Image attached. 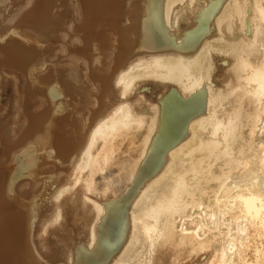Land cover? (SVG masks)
Returning a JSON list of instances; mask_svg holds the SVG:
<instances>
[{
  "label": "bare ground",
  "instance_id": "1",
  "mask_svg": "<svg viewBox=\"0 0 264 264\" xmlns=\"http://www.w3.org/2000/svg\"><path fill=\"white\" fill-rule=\"evenodd\" d=\"M82 1L75 32L84 45L68 47L87 52L85 57L93 60L84 65L88 81L76 85L74 74L69 80L52 67L45 77L30 76L35 80L29 84L36 88L30 91L40 90L51 102L47 108L42 98L45 113L43 109L37 113L42 115L28 118L33 128L26 127L31 135L43 127V143L38 146L35 138L25 137L26 129L23 138L37 148L34 157L41 154L49 167L32 168L37 173L28 189H17L12 180L3 183L0 264H66L51 243L45 245L48 252L41 251L36 235L43 240L38 233L59 220L62 206L66 212L77 210L76 201L81 208L77 216L85 220L91 215V223L88 247L80 246L73 264H264V0H210L206 6L201 4L205 0L199 1L202 6L190 0L195 20L182 31L175 28L172 36L166 31L175 21L174 6L186 0ZM53 3L41 2L24 24L5 36L11 40L6 45L13 46L12 58L25 72L39 67L42 45L60 22L59 16H51ZM236 28L242 29L239 37ZM111 36L119 45L108 53ZM218 52L231 56L232 72L229 81L224 75L228 82L222 90H215L211 79V58ZM101 56L107 59L102 60L105 66ZM147 77L177 88L169 89L157 106L146 104L150 116L133 109L128 100ZM25 141L7 150L26 168L32 155H24L31 149ZM73 187L77 191L69 198L75 200L74 209L67 196L62 200ZM46 209L50 220L43 227Z\"/></svg>",
  "mask_w": 264,
  "mask_h": 264
},
{
  "label": "rangeland",
  "instance_id": "2",
  "mask_svg": "<svg viewBox=\"0 0 264 264\" xmlns=\"http://www.w3.org/2000/svg\"><path fill=\"white\" fill-rule=\"evenodd\" d=\"M2 1V0H1ZM46 2L47 0H14L13 2H15L14 4H13V2H12V0H4V1H2V3H0V21H1V19H2V22H6V24H8L7 22H9V21H11V20H9V18L10 19H12L13 20V18H14V22H12V23H10L9 22V24L8 25H5V22L4 23H2V24H4L3 26H0V35H1V33H3V35L4 36H0V203L2 204L3 202H1L2 201V198H1V193H2V189H3V185L4 184H8V182H10L11 180V184L14 186V187H16L17 189L19 188V189H21V190H23V188L24 189H28L29 187V185L30 184H33V182H34V180H33V178H35L36 176H33V175H35V173H37V172H33V171H31L32 170V168L34 169V167L36 168V170L37 169H39V170H44V171H46V169H48V167H49V163L47 164V162H44V159L43 160H41V158H42V156H41V154L40 153H38V155H39V158L38 159H36L37 157H36V154H37V152H36V150L35 149H37L36 147H32L31 145H32V143L30 144L29 142H28V140L27 139H25V140H27V141H25L24 140V138L26 137V136H29V137H31L32 135L34 136V137H31V138H29V137H27L28 139H33V138H35V140H37L38 142H37V145L38 144H42L43 143V139H44V137L41 139L40 138V132H42V130H43V127H40V128H42V130L41 129H39V130H41V131H39L38 129L37 130H33L32 131V135L31 134H29L28 133V130H27V126H28V124H30V123H28V122H31V121H33V119L31 120H29L28 121V118H36L34 115L36 114L37 115V113H39V112H41L42 113V110L44 109V113H45V111H46V109L48 108V105H50V102H48L49 101V99H48V97H45V95L44 94H42L41 93V91L40 90H38V91H40L39 93H38V91L37 90H35V91H30V89H32V90H34V89H36L34 86V84H29V82L30 83H33L34 82V80L36 79V78H41L40 76H42V77H45L46 76V74H49L50 72H52V68H54V72H55V69H56V72L58 71V72H60V74H61V71H63V74L64 75H69V74H74L73 76H74V78H71L72 79V83H75L76 85H79L80 84V81H82V80H85V79H87V78H85V73L87 72V68H85V67H88V65L86 66V61H88L89 60V55L87 56V58L85 57V54H88L87 52L84 54V53H82L81 51H77V50H75V49H72V50H70L69 49V47L68 46H70L71 44H73V45H77V43H78V45H80L81 44V42H82V40H81V36L79 35V34H77L76 32H75V25L79 22V20H78V16H80V18H81V12L83 11V1L82 0H54V3H53V12H52V14H51V16L52 17H55V16H59L60 17V22H59V24H58V26H57V28H56V30H53V31H55V33L54 34H52L51 33V38L53 39V37H54V39L52 40L51 38H50V40H47V42H45V43H43V47H42V55H44V58L42 57V60H41V62H40V64H39V67H37V69H36V66H38V65H36L35 67H34V69H31V71L30 72H25L26 70L22 67V66H20L18 63H16L15 61H14V59L12 58V54H11V49H12V45H10V44H7L6 45V42H10L11 40H8V38L7 37H5L7 34H10L13 30H15V29H17L18 28V26H21L22 24H24L23 22L27 19V16L35 9V8H38V7H40L39 5L41 4V2ZM164 1V0H163ZM188 1H190V0H186L185 2H183V1H181L180 3L181 4H178V5H175L174 6V11H176V14L174 13V15L172 14V17L171 18H174V16H175V18H174V22H173V19H171V23H170V26H172V27H170L169 26V28H167V33H169L168 34V36L170 35V36H172V33H173V35H174V33L176 32V30H174L175 28L177 29V31H182L187 25H188V23H189V21H190V23L191 22H193L195 19V16L196 15H193L192 13H194L195 14V12H194V9H193V6H191V7H189L190 6V4H189V2ZM199 1H202V0H194V3H198V5H205V3L206 2H208V1H210V0H205V2H204V4H203V2L201 3V4H199L200 2ZM76 2V3H75ZM36 3H38L37 5H36ZM75 3V4H74ZM77 4H78V7H77ZM189 4V5H188ZM74 5V6H73ZM76 5V6H75ZM194 5V4H193ZM201 5V6H202ZM206 5H207V3H206ZM205 5V6H206ZM18 6H20V7H18ZM23 6V7H22ZM73 6V7H72ZM75 7H76V9H75ZM183 7V8H182ZM184 7H185V10H183L184 9ZM26 8V9H25ZM182 8V9H181ZM190 8H192L193 10H190ZM73 9H75V11L73 10ZM80 11H79V10ZM179 9H180V11H179ZM196 9H197V7H196ZM195 9V10H196ZM17 10V11H16ZM178 10V11H177ZM16 11V12H15ZM18 11H20L19 13H18ZM192 13H191V12ZM15 12V13H14ZM76 12V13H75ZM13 13V14H12ZM78 13H80V15L78 14ZM180 13V14H179ZM197 13V12H196ZM15 14V15H14ZM76 14H78V16L76 15ZM192 14V15H191ZM12 15V16H11ZM67 15V16H66ZM70 15V16H69ZM74 15H76L77 16V19H75V18H73V16ZM190 15L192 16V18L190 17ZM185 16V17H184ZM187 16V17H186ZM17 17V18H16ZM177 17V18H176ZM188 17H189V19L190 20H188ZM66 18V19H65ZM185 18V19H184ZM55 19H56V17H55ZM183 19V20H182ZM187 20V21H186ZM22 22V23H21ZM69 22H71V23H73V26L69 23ZM185 22V23H184ZM187 22V23H186ZM0 23V25H2ZM76 23V24H75ZM173 23L175 24V25H173ZM196 23V22H195ZM71 25V27L72 28H70V27H67V26H69V25ZM234 25L235 26H237V22L236 23H234ZM179 26H180V29H179ZM107 27V26H106ZM224 28V27H223ZM238 28H239V26H238ZM238 28H236V30H235V37H239V35H240V33L242 32V29L241 30H238ZM69 29H72L71 31L69 30ZM74 29V30H73ZM69 30V31H68ZM248 30V29H247ZM169 31V32H168ZM63 33V34H62ZM62 35H67L65 38L64 37H62ZM225 35V38L226 39H228V37L226 36V34H224ZM74 37V38H73ZM61 38H63V39H61ZM73 38V39H72ZM65 39V40H64ZM71 39H72V41H71ZM63 40V41H62ZM75 40V41H74ZM77 40V41H76ZM62 41V42H61ZM79 41V42H78ZM114 41V42H113ZM117 41V42H116ZM119 39L118 38H114L113 36H111V40H110V48H108V50L107 51H109L108 53H110V51H111V49H113V47L115 48L116 46H118L119 45ZM118 43V44H117ZM3 45V46H2ZM18 45V47L19 46H21L22 47V45L20 44V43H18L17 44ZM84 45V43L82 42V44H81V46H83ZM50 49V50H49ZM52 50V51H51ZM45 52H47V53H49V55L48 54H46ZM46 54V55H45ZM213 54V53H212ZM224 54V55H223ZM228 54V55H227ZM219 53L218 52V54L217 53H214L213 55H212V62H213V69L211 70V79H212V85H213V88L215 89V90H222L223 88H224V83H225V85H226V83L229 81L228 79L230 78V77H228L227 78V76H229L230 74H231V72H232V69L231 68H229L231 65V56H229V53ZM81 55H83L85 58H82V56ZM226 55H227V57H226ZM73 56V57H72ZM75 57V58H74ZM77 57V58H76ZM68 58V59H67ZM71 58V59H70ZM73 58V59H72ZM100 58V57H99ZM98 58V59H99ZM43 59H44V62H43ZM75 59H77V60H75ZM82 59H85V60H83L82 61ZM88 59V60H87ZM90 59H92V58H90ZM95 60V61H97L100 65H101V62L100 61H102L103 59H106V58H103L102 59V56H101V59H100V61L99 60ZM47 62H46V61ZM70 60V61H69ZM107 60V59H106ZM106 60L104 61V63L106 62ZM226 60V61H225ZM81 61V62H80ZM84 61H85V63H84ZM89 61H93V60H89ZM103 61H102V64L105 66V64L103 63ZM43 62V63H42ZM73 62V63H72ZM228 62V63H227ZM42 63V64H41ZM48 63V64H47ZM50 63V64H49ZM84 63V64H83ZM98 63H96V66H100V65H97ZM87 64H88V62H87ZM89 64H90V62H89ZM41 65V66H40ZM70 65V66H69ZM75 67H74V66ZM84 65H85V67H84ZM103 65H101L100 67H104ZM225 65V66H224ZM44 66V67H43ZM48 66V67H47ZM63 66H65V67H63ZM69 66V67H68ZM79 66V67H78ZM228 66V67H227ZM52 67V68H51ZM66 67H67V69H66ZM78 67V68H77ZM99 67V68H100ZM50 68V69H49ZM61 68H62V70H61ZM102 68H100V69H102ZM227 68H229V69H227ZM64 69H65V72H64ZM227 69V70H226ZM48 70V71H47ZM50 70V71H49ZM60 70V71H59ZM67 70V71H66ZM77 70V72L75 73V71ZM80 72H79V71ZM46 71H47V73H46ZM86 71V72H85ZM49 72V73H48ZM70 72V73H69ZM84 74H83V73ZM100 72H101V70H100ZM80 73V75H78ZM45 74V75H44ZM223 76H222V75ZM72 75L70 76V77H72ZM83 75V76H82ZM224 75H226L225 76V79H227L228 81H226L225 79H224ZM30 76L31 77H34V78H30ZM66 76V77H67ZM79 76V77H78ZM81 76V77H80ZM70 77L68 76V79L70 80ZM84 77V78H83ZM214 77H215V79H214ZM77 78V79H76ZM80 78V79H79ZM82 78V79H81ZM150 78V79H149ZM147 77V80L146 79H143V80H145V81H141V83H140V85H139V87L137 86L135 89H136V92L135 91H133L129 96H128V100H129V102L131 103V102H133V105H132V107H133V109H136V110H138L141 114H144V115H151L152 114V110H150V108H148V105L150 104V105H154V106H157L158 104H159V101H160V98L161 97H163L164 96V94H166V93H168L169 92V89L170 90H175V88H174V86L175 85H173L172 83H170V82H168V81H162L161 79H158L159 81H157L156 79L154 80V77ZM218 78V79H217ZM73 79H76V80H78V82H76V80H73ZM152 79V80H151ZM221 79H223L222 81H221ZM31 80H33V81H31ZM151 80V81H150ZM160 80H161V83H160ZM224 80H225V82H224ZM27 81H28V84H29V86L30 87H34V88H29L28 87V84H27ZM86 81V80H85ZM87 81H88V79H87ZM96 80H94L93 79V82L94 83H96L95 82ZM221 81V82H220ZM90 82V81H89ZM92 83V82H91ZM90 83V84H91ZM223 85H222V84ZM89 84V85H90ZM93 84V83H92ZM91 84V85H92ZM162 84V85H161ZM166 84V85H165ZM168 84V85H167ZM32 85V86H31ZM34 85V86H33ZM40 86V85H39ZM221 86H223V87H221ZM27 87V88H26ZM163 87H165V88H163ZM29 88V91L30 92H32V94L30 95V93H29V91H27V89ZM93 90H96V86L94 87V84H93ZM220 88V89H219ZM164 89V90H163ZM166 89H167V91H166ZM24 90V91H23ZM162 90V91H161ZM176 90H177V88H176ZM24 93H25V95H24ZM140 94V97H141V99L142 100H140V101H137L136 102V99H138V98H140L138 95ZM28 97H27V96ZM34 95V96H33ZM44 95V96H43ZM138 97H137V96ZM160 96V97H159ZM142 97H144V99L142 98ZM157 97H159V98H157ZM30 98V99H29ZM38 98V99H37ZM45 98H47L46 100H48V101H46L45 99V101H46V103H45V101L43 100V99ZM136 98V99H135ZM156 98V99H155ZM61 98H59L58 99V101L60 100ZM157 99H158V101H157ZM26 100V101H25ZM55 100H57V99H55ZM62 101H60L61 103L63 102V99H61ZM134 100V101H133ZM144 100V101H143ZM147 100V101H146ZM43 103H42V102ZM149 101V102H148ZM40 102V103H39ZM47 102H48V105H47ZM140 103V104H137V105H139V107L137 108V105H135L134 103ZM155 102V103H154ZM42 103V104H41ZM44 103H45V106L47 105V108L45 109V106H44ZM61 103H59V104H61ZM149 103V104H148ZM153 103V104H152ZM158 103V104H157ZM63 104V103H62ZM132 104V103H131ZM146 104H148V105H146ZM156 104V105H155ZM44 106V107H42V106ZM38 106V107H37ZM62 106H64L65 107V105H61L60 106V108L62 109ZM67 106V105H66ZM82 106H84V105H82V103L80 104V107H82ZM63 107V108H64ZM147 107V108H146ZM152 107V106H151ZM66 108V107H65ZM146 109V110H145ZM150 110V111H149ZM63 111H64V109H63ZM151 114H150V113ZM64 112H62V114H63ZM61 114V115H62ZM31 115H32V117H31ZM39 115H42V114H39ZM39 115H37V116H39ZM34 116V117H33ZM63 116V115H62ZM26 122V123H25ZM69 122V121H68ZM67 122V123H68ZM70 123L71 122H69V124H66V125H70ZM32 124V123H31ZM30 124V126L32 127V125ZM72 124V123H71ZM71 126V125H70ZM29 127V126H28ZM33 128V127H32ZM24 129H26L27 130V132H26V130L24 131ZM29 129V128H28ZM64 129H66V127L64 128ZM30 131L32 130V129H29ZM74 130V126L72 125V130H71V128H69V131H73ZM39 131V132H38ZM69 131H68V127H67V131H66V133L68 132L69 133ZM23 132H26V133H28V135L26 134V133H24L25 134V137H24V135H23ZM43 132H44V130H43ZM71 133V132H70ZM44 134V133H43ZM22 136V137H21ZM42 136V135H41ZM24 137V138H23ZM20 139H22L23 140V142L25 141L26 143L28 142L29 144H27V146L29 145V146H31V149H29V150H27V152L24 150V152H25V154L24 153H22L21 155H26V154H29V152H31L30 154L32 155L31 156V158H30V160H29V157H28V159H27V161H26V165H29L28 167H20L19 165L22 163V162H18V161H20V158L19 159H17V157H15L14 159L13 158H10V156H9V150H7V149H10L11 147H13V145L14 146H17V144L19 143L18 141H22V140H20ZM43 140V141H42ZM16 142H18L17 144H16ZM25 144V143H24ZM8 145V146H7ZM34 146H36L35 144H34ZM39 146V145H38ZM24 147H25V145H24ZM30 148V147H29ZM39 148H41V147H39ZM131 148V147H130ZM25 149H27L26 147H25ZM33 150V151H32ZM34 150H35V152H34ZM38 151V150H37ZM20 151H18V153H19ZM22 152V151H21ZM16 154L17 153H15L14 155L16 156ZM20 154V153H19ZM23 155V156H24ZM34 155H35V157H34ZM37 155V156H38ZM28 156V155H27ZM20 157V156H19ZM25 158V157H24ZM18 161H17V160ZM38 160H40V163L41 164H43V163H45L46 164V167H44L43 165H41L40 163H39V161ZM34 161V162H33ZM36 161L38 162V163H36ZM18 163H20V164H18ZM36 164H37V167H36ZM44 164V165H45ZM16 165H18V167L19 168H21V169H19ZM16 166V167H15ZM31 166V167H30ZM40 167V168H39ZM51 167V166H50ZM7 168V169H6ZM18 168V170H16V169ZM23 168V169H22ZM53 168V167H52ZM14 169V170H13ZM29 169V170H28ZM16 170V171H15ZM21 171V172H20ZM30 173H32V174H30ZM9 175V177H8V175ZM13 174H15V177H16V179H15V177H14V175ZM18 174V175H17ZM29 174V175H28ZM7 175V176H6ZM45 175V174H44ZM19 176V177H18ZM33 177V178H32ZM4 179H6V182L4 181ZM14 179V180H13ZM33 182H32V181ZM28 181H30L29 183L30 184H28ZM39 181H37V183H38ZM4 183V184H3ZM36 183V182H35ZM80 184V183H79ZM79 184H77L76 186H75V188L77 189V190H80L79 188H81V186H79ZM22 186H24V187H22ZM36 186V185H35ZM22 187V188H21ZM74 187H73V189H74V191L73 192H71L70 190L69 191H67L66 193H67V195H66V193L64 194V197L65 196H67L68 197V201H67V203H69V205H71L72 206V208H73V205H75V200H73L72 198H69L70 196V193H71V195H72V193H74L75 191H77L76 189H75ZM72 189V190H73ZM19 191V190H18ZM69 192V193H68ZM49 196V195H48ZM63 197V198H64ZM47 199H49V197H46ZM67 198L65 197L64 199H62L63 201L64 200H66ZM85 201V200H84ZM78 201H76V205L78 204L79 205V203H77ZM88 202V201H87ZM90 202V201H89ZM88 202V204H89V206L91 205V203H89ZM1 204H0V216H2V217H0V220H4V215H3V209L4 208H2L1 207ZM4 204V203H3ZM77 205V210H72V211H67L66 212V210H64L63 209V206H62V211H61V213H60V216H59V220L57 219L56 220V223L55 222H53V224H49L48 222H49V220H50V215H49V217H47L48 216V214H50V213H48V210H47V212L44 210V214H45V212H46V215H44L43 214V219L42 220H44V222H41V224H42V226H43V224H44V226L48 223L49 224V226L48 227H46V229L44 228V230H43V232L42 231H40L38 234L39 235H41V234H44V236H43V240H42V236H40L39 238H38V235H36L37 236V240H38V242H39V249L40 248H44L43 250H41V251H43V252H45V251H47L48 252V246H47V248H45V245L48 243H51V245H50V249H53L52 247H54V248H57V250L59 251V250H61V251H59L57 254L59 255V256H61V258L63 259L64 258V260H65V262H66V264H73V262H74V258H75V253H78V251H81V250H83V249H85V248H87L88 247V244H87V242L88 241H86V239H88V237L87 236H89V227L90 226H88V225H90V223H87V222H89V221H91V215L89 216V215H87V217H86V219L85 220H82V219H80L79 218V216H77V215H79V210H81V208L79 207ZM79 207V208H78ZM48 208V207H47ZM9 209L10 208H7L6 210L9 212ZM74 209V208H73ZM5 210V211H6ZM1 211H2V213H1ZM75 211L77 212L78 211V213H75ZM63 212V213H62ZM66 214H65V213ZM74 212V213H73ZM75 214L76 216H73L74 218H72L71 216V214ZM63 214V215H62ZM65 214V215H64ZM68 214V215H67ZM68 217H67V216ZM71 215V216H70ZM64 216L66 217V220H67V218H69V219H72V220H70L71 221V223L69 222L68 223V221H69V219L66 221L65 220V218H64ZM45 217V218H44ZM63 217V218H62ZM71 217V218H70ZM79 219H78V218ZM47 218V219H46ZM62 219V221H60ZM74 219H75V221H74ZM90 219V220H89ZM63 220H65V222H63ZM77 220V221H76ZM80 220H81V223H84L85 221H86V223H84L83 225H80V224H77L76 222H80ZM57 221H59V223H57ZM1 222V221H0ZM60 222H62V224L60 223ZM65 225H64V224ZM77 225H76V224ZM75 224V225H74ZM87 226H86V225ZM51 225H52V227H51ZM63 225V226H62ZM71 225V226H70ZM41 226V225H40ZM43 226V227H44ZM77 226V227H76ZM79 226V227H78ZM56 227V228H55ZM73 227V228H72ZM85 227V228H84ZM88 227V228H87ZM50 228H51V230H50ZM82 228V229H81ZM69 229V230H68ZM46 230V231H45ZM55 230V231H54ZM77 230V231H76ZM52 231V232H51ZM53 231H54V233H53ZM56 231H57V233H56ZM59 231V232H58ZM38 232V231H37ZM36 232V233H37ZM45 232V233H44ZM86 232L88 233V234H86ZM61 234V235H60ZM80 234V235H79ZM62 235H63V237H64V240H67V241H65L66 242V244H65V242H63L64 240L62 239ZM61 236V237H60ZM65 236L67 237L66 239H65ZM69 237V238H68ZM45 238H47V240L45 239ZM70 238H71V240H70ZM82 238V239H81ZM85 238V239H84ZM48 239H50L51 240V242H50V240H48ZM63 241H62V240ZM41 241H45L46 243L44 244V242H43V244L42 243H40ZM49 241V242H48ZM86 241V245H85V242ZM71 242V243H70ZM54 243V244H53ZM47 244V245H48ZM57 244V245H56ZM69 244V245H68ZM70 244H71V248L70 249H66V248H69L70 247ZM52 245H54V246H52ZM59 245V246H58ZM65 247H64V246ZM69 247H68V246ZM42 246V247H41ZM56 246V247H55ZM67 246V247H66ZM83 248V246L85 247V248H81V247ZM72 248H73V251H72ZM47 249V250H46ZM49 249V250H50ZM56 250V249H55ZM62 250H63V252H62ZM65 250V251H64ZM70 251L72 254H71V260L72 261H70V259L68 260V258H67V256H68V252L67 251ZM61 252H62V254H61ZM65 252H67V253H65ZM61 254V255H60ZM64 254V255H63ZM74 254V255H73ZM63 255V256H62Z\"/></svg>",
  "mask_w": 264,
  "mask_h": 264
}]
</instances>
